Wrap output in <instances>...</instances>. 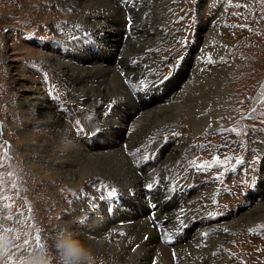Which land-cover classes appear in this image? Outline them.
Returning a JSON list of instances; mask_svg holds the SVG:
<instances>
[{"label": "bare ground", "instance_id": "1", "mask_svg": "<svg viewBox=\"0 0 264 264\" xmlns=\"http://www.w3.org/2000/svg\"><path fill=\"white\" fill-rule=\"evenodd\" d=\"M38 1V4L28 5L26 12L38 9L49 12L55 8L69 15L68 28L59 31L57 27H52L65 39L64 51L50 50L39 56L58 70L71 96L84 100L89 125L97 133L101 131L98 140L111 135L107 132H112L116 126L128 125L133 130L144 118L160 117L162 113L164 116L166 112L173 117V124L175 121L187 122L192 128V136H196L202 132H214L223 123L224 116L232 114L233 107L229 103L235 97L228 84L230 73L225 74L219 69L216 75L201 74L200 77L197 64L191 68V58L183 60V70L173 69L171 73L158 70L155 60L157 51L155 45L149 43L141 45V54L121 57L123 47L126 48L132 37L155 38L159 26L154 24L164 20L167 12L156 9L145 16L146 20L136 17V8H145L149 4L154 7L157 4L153 0H134L133 3H124L123 0ZM44 17L41 24L48 22V15ZM203 26L198 30L197 44L201 41ZM96 49L101 54L93 56ZM110 73L112 77L120 76L127 81L128 85L122 92H111L109 88L91 89L94 83ZM189 76L191 78L187 82ZM135 77L139 78V83L136 81L138 84L130 82ZM15 80L9 76L8 83L14 85ZM30 94L24 93L17 99L14 111L19 117L30 113V118L36 114L37 127L42 130L40 137L29 140L32 127H18L14 120L10 123L26 135L19 137L27 140L22 149L28 150L30 144L34 145L31 150H37L38 156L48 163L54 175L50 178L52 185L62 184L61 191L54 193L62 195L63 201L53 206H68L60 215L63 228L83 240L93 251L95 259L112 264H180L173 258L179 254L187 264H229L230 258L227 259L224 248L228 245L230 230L237 231L245 223L252 226L264 217L262 174L257 178L256 197L236 205L237 199L225 196L220 209L227 210L219 217H213L208 213L213 209L211 205L202 201L203 192L196 193L198 189L191 185V181L183 182L177 176V167L191 151L189 141H179L173 146L159 145L152 141L151 135L141 138L127 132L128 141L123 140L127 143L118 148V144H98L95 140L86 144L75 135L74 121L63 116V112V115L55 113L44 99V94L36 92L34 103L28 101ZM12 144L14 146L16 142ZM28 153L15 154L18 178L17 183L15 178L11 183H16L17 187L26 185L31 188L40 182L24 176L27 173H23L22 167L27 166L19 162L20 156L25 155L26 161L31 164L28 174L39 168L33 155ZM113 155L118 156L124 166L125 172L119 177L109 175L108 166H104L108 164L106 159ZM48 175L44 171L40 179ZM148 183H153L151 190L159 202L155 216L151 215L147 201L150 190L145 185ZM80 184L91 191L98 190L93 193L104 198H97L93 203L86 202L82 194L81 197L76 194ZM102 185L115 187L119 195L108 197L107 191L101 190ZM31 196V193L27 194V199ZM40 200L47 201L42 195H37L32 201V210ZM120 240L125 241L124 249L115 252L112 247Z\"/></svg>", "mask_w": 264, "mask_h": 264}, {"label": "rangeland", "instance_id": "2", "mask_svg": "<svg viewBox=\"0 0 264 264\" xmlns=\"http://www.w3.org/2000/svg\"><path fill=\"white\" fill-rule=\"evenodd\" d=\"M168 1L153 0L157 4L154 7L149 4L145 8H136L138 20H146L145 16L156 9L165 10L167 16L154 24L159 26L155 38L147 40L140 36L132 37L126 48L123 47L121 57L137 56L142 53L141 45L149 43L155 45L158 70L170 73L173 69L183 70V60L191 58V68L197 64L200 77L201 74L216 75L219 69L225 74L230 73L228 84L235 97L229 103L233 107L232 114L224 116L223 123L214 132H202L196 136H192V128L187 122L175 121L173 124V117L166 112V116H162V113L161 118H144L135 126L138 131L128 125H115L112 132H107L111 135L98 140L101 131L97 133L89 125L84 100L71 96L58 70L39 56L50 50L64 51L66 41L52 27H57L59 31L68 28L69 15L55 8L49 12L38 9L27 13L28 5L38 4V0H0V264H31L36 254L45 248L46 241L52 264H60L52 242L65 231L60 215L68 206H53L63 201L62 195L56 196L54 193L61 191L62 184L52 185L50 178L54 175L48 163L38 156L37 150H31L34 145L30 144L28 150L22 149L27 140L19 137L26 135L14 129L10 123L14 120L18 127H32L29 140L41 135L36 114L30 118V113L19 117L14 111L17 99L23 97L24 93H31L28 99L30 103L36 100V92L44 94L47 104L56 111L52 109L53 112L64 113L63 116L74 121L75 135L86 144L95 140L98 144H118V148L127 143L123 142L125 139L128 141L127 132L141 138L151 135L152 141L159 145L173 146L179 141H189L191 151L177 167V176L183 182L191 181V185L198 189L196 193L203 192L202 201L211 205L213 209L208 213L213 217H219L227 210L220 209L225 196L237 199L236 205H241L248 202L250 197L253 199L258 195L257 178L259 174L264 176V0ZM47 15L48 22L41 24L40 21L45 20L44 16ZM202 24V37L197 44L198 30ZM100 52L96 49L92 55L98 56ZM109 75L94 83L91 89L109 88L111 92L120 93L128 85L122 77L114 75L116 80L111 73ZM9 76L16 79L14 85L8 83ZM137 78L130 82L138 84ZM190 78H187V82ZM158 118L166 121L162 122ZM212 125L216 127V124ZM44 132L46 135L47 132ZM14 141L16 145L12 146ZM27 152L33 155L39 168L28 174L31 164L26 161L25 155L23 158L20 156L19 162L27 166L22 167L23 173H27L24 176L40 182L31 188L25 183V187H17L18 161L15 154ZM106 160L108 164L104 166H108V174L112 177H119L125 172L118 156L113 155ZM44 171L49 175L40 179ZM14 178L16 183H11ZM79 186L76 194H80V197L82 194L86 202L93 203L98 198V194L93 193L98 190L91 191L81 184ZM30 193L32 196L28 200L27 194ZM39 194L47 201L40 200L39 206L37 204L32 210V201ZM227 239L229 242L224 250L227 259L230 258L229 264H264V217L252 226L245 223L237 231L230 230ZM124 245L125 241L120 240L112 250L121 252ZM173 258L180 264H187L179 254ZM103 261L95 259L96 264H112Z\"/></svg>", "mask_w": 264, "mask_h": 264}, {"label": "clouds", "instance_id": "3", "mask_svg": "<svg viewBox=\"0 0 264 264\" xmlns=\"http://www.w3.org/2000/svg\"><path fill=\"white\" fill-rule=\"evenodd\" d=\"M52 243L60 264H96L91 248L70 230L63 231ZM45 245V248L36 254L31 264H52V259L48 255L47 241Z\"/></svg>", "mask_w": 264, "mask_h": 264}, {"label": "snow or ice", "instance_id": "4", "mask_svg": "<svg viewBox=\"0 0 264 264\" xmlns=\"http://www.w3.org/2000/svg\"><path fill=\"white\" fill-rule=\"evenodd\" d=\"M123 2L124 3H133L134 2V0H123ZM130 17H129V21H130ZM141 83H143V82H141ZM76 123L79 125V122L78 121H76ZM80 130L82 131L83 129H82V126H80ZM145 187L148 189V190H151L153 187H154V185H153V183H148L147 185H145ZM101 190H103V191H107V196L108 197H116V196H118L119 195V192H118V190L115 188V187H111V186H109V185H102L101 186ZM131 194V193H130ZM104 197H98V199H103ZM204 235H207V233H205ZM37 239H39V236H37Z\"/></svg>", "mask_w": 264, "mask_h": 264}]
</instances>
